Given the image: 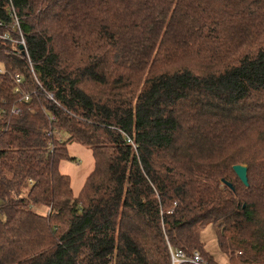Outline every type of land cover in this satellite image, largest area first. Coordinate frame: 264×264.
Returning a JSON list of instances; mask_svg holds the SVG:
<instances>
[{
  "label": "trees",
  "instance_id": "trees-1",
  "mask_svg": "<svg viewBox=\"0 0 264 264\" xmlns=\"http://www.w3.org/2000/svg\"><path fill=\"white\" fill-rule=\"evenodd\" d=\"M209 226L264 264V0H0V264H218Z\"/></svg>",
  "mask_w": 264,
  "mask_h": 264
},
{
  "label": "rangeland",
  "instance_id": "rangeland-1",
  "mask_svg": "<svg viewBox=\"0 0 264 264\" xmlns=\"http://www.w3.org/2000/svg\"><path fill=\"white\" fill-rule=\"evenodd\" d=\"M58 138H61V137L58 136ZM68 149L70 151L71 157L76 158L78 161V163L75 164V167L74 166L70 167L69 164H74L71 162H69L68 164L69 166L67 167V169L71 173V174H68V176H70L71 178L74 176L75 187H77V184L81 181L83 174L86 173L87 171L92 170V165H93L92 153L89 149L82 148L78 145L76 146L75 144L70 145ZM201 241L205 246V250L214 257L215 261L218 264H233V263L234 264H253V263L258 264L256 262L241 263L239 261H238L239 263H236V261L231 263L229 258L221 251L220 246L218 244L215 230L212 226H209L202 230ZM235 257L236 259H238L237 255H235Z\"/></svg>",
  "mask_w": 264,
  "mask_h": 264
},
{
  "label": "built area",
  "instance_id": "built-area-1",
  "mask_svg": "<svg viewBox=\"0 0 264 264\" xmlns=\"http://www.w3.org/2000/svg\"><path fill=\"white\" fill-rule=\"evenodd\" d=\"M21 45L24 46V42H21ZM17 83H20L19 77H17ZM26 100H28V98H26ZM128 143L133 144L131 140H128ZM32 183L33 182H31V184ZM170 254L171 264H207L199 253H194L191 257H187V255L181 250L170 249Z\"/></svg>",
  "mask_w": 264,
  "mask_h": 264
},
{
  "label": "crops",
  "instance_id": "crops-1",
  "mask_svg": "<svg viewBox=\"0 0 264 264\" xmlns=\"http://www.w3.org/2000/svg\"><path fill=\"white\" fill-rule=\"evenodd\" d=\"M77 146V145H76ZM79 146V145H78ZM80 147H82V146H80ZM82 148H84V147H82ZM70 152V151H69ZM92 153V152H91ZM71 155V154H70ZM92 158H93V155H92ZM92 161H93V165H92V170H90V171H87L86 173H84L83 174V176H82V179H81V181L77 184V187H75V179H74V176L71 178L70 176V178H71V181H72V188H73V191H74V195H75V197H78L79 196V194L81 193V191H82V189H83V187H84V184H85V182H86V180H87V178L89 177V175L92 173V171L94 170V167H95V162H94V159H92ZM78 163V162H77ZM77 163H74V164H69V163H67V162H63L62 164H61V166H60V171H61V173H63V174H65V175H68V174H71L70 173V171L67 169V167L70 165V167L72 166H74L75 167V164H77ZM69 164V165H68Z\"/></svg>",
  "mask_w": 264,
  "mask_h": 264
},
{
  "label": "water",
  "instance_id": "water-1",
  "mask_svg": "<svg viewBox=\"0 0 264 264\" xmlns=\"http://www.w3.org/2000/svg\"><path fill=\"white\" fill-rule=\"evenodd\" d=\"M21 50L24 49V46L21 45ZM234 172L237 175V177L240 179V181L244 184V185H248V178H247V167L245 166H235L234 167ZM224 184H226L227 186H229L230 188H233L232 185H230L229 183L224 182Z\"/></svg>",
  "mask_w": 264,
  "mask_h": 264
}]
</instances>
